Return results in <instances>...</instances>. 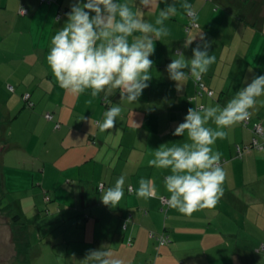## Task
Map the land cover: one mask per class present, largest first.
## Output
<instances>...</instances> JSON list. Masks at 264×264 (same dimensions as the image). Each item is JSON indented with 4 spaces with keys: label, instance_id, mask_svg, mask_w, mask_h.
<instances>
[{
    "label": "crops",
    "instance_id": "crops-1",
    "mask_svg": "<svg viewBox=\"0 0 264 264\" xmlns=\"http://www.w3.org/2000/svg\"><path fill=\"white\" fill-rule=\"evenodd\" d=\"M127 2L149 22L166 7L159 0L150 8L138 0ZM74 3L0 0V67L9 69L0 77V87L22 91V98L13 99L30 108L18 115L29 123L24 134H29L31 151L41 144V153H29L15 140L11 148L18 150L5 151L3 162L14 160L10 171L17 181L14 189L29 190L37 207L45 201V213L39 209L36 214L44 217L37 227L41 242L16 232L15 244L20 246L15 250L24 256L18 262L76 264L103 246L122 264H264L263 139L259 137L261 148L253 146L254 125L264 126V103L250 110L248 124L226 129L227 138L213 146L222 154L220 166L226 171L223 195L214 207L180 213L167 202L164 178L169 170L148 165L161 146L190 143L186 134L173 135L189 108L223 107L254 77L264 75V0H189L197 22L189 30L188 14L177 3V12L166 21L171 35L157 40L150 56L149 87L134 103L122 99L118 89L105 99L104 93L73 94L59 85L46 56L51 37L64 27ZM186 39H194L187 48ZM205 43L216 60L201 78L203 88L191 78L178 87L169 77L168 64L178 52L191 59L192 50ZM258 99L264 101V96ZM114 105L122 107L121 116L112 129L101 131L103 114ZM121 175L124 197L115 207L105 205L103 192ZM2 176L7 183L8 176L4 172ZM141 180L150 181L156 195L138 197ZM100 184L105 186L102 191ZM151 231L168 235L169 243L159 245ZM25 243L36 248L29 258L22 248Z\"/></svg>",
    "mask_w": 264,
    "mask_h": 264
},
{
    "label": "clouds",
    "instance_id": "clouds-1",
    "mask_svg": "<svg viewBox=\"0 0 264 264\" xmlns=\"http://www.w3.org/2000/svg\"><path fill=\"white\" fill-rule=\"evenodd\" d=\"M138 2L145 8L156 4V0ZM159 3L166 7L160 8L154 22H149L134 12L127 0H75L67 13L66 24L51 37L46 56L59 85L73 94L91 90V95L96 97L104 93L105 99L113 89H118L122 99L129 103L137 101L152 78L150 56L155 51V42L171 35L166 21L177 12V3H182L185 12L192 16L189 0H173L172 4H168V0H159ZM194 39H186L184 47H189ZM209 47L205 43L203 48H194L191 59L182 52L175 54L167 72L171 80L178 82V87L188 78L200 81L215 63L216 58L209 54ZM262 96L264 75L254 77L223 107L197 104L188 109L184 122L176 127L173 135L186 134L190 143L172 147L163 145L148 160L150 167L169 170L164 186L171 207L191 215L218 203L223 195L226 171L220 166L222 154L213 146L218 139L227 138L226 129L247 120L250 110L257 103H264L258 99ZM121 113L120 105L108 108L99 123L100 130L112 129ZM124 185L125 176L121 175L103 192V203L117 206L125 195ZM137 195L151 198L156 193L150 181L141 180ZM112 255L111 250L102 246L91 250L76 264H122Z\"/></svg>",
    "mask_w": 264,
    "mask_h": 264
},
{
    "label": "rangeland",
    "instance_id": "rangeland-1",
    "mask_svg": "<svg viewBox=\"0 0 264 264\" xmlns=\"http://www.w3.org/2000/svg\"><path fill=\"white\" fill-rule=\"evenodd\" d=\"M7 72H9L8 68L0 67V77ZM1 84L2 81L0 80V85ZM21 92L22 91H17V93H12L4 87H0L1 109L3 110H0V261L7 264H21L18 261L24 257L22 256V254L21 256H19V253H16L15 250L20 246L19 243V246L15 244V240L17 241V238L15 237L17 231V234H19V232L27 235L30 234V239H32L33 242H41V240L37 238V227L43 222L44 217H40V214H36L40 213L39 209H41L45 213V201L44 204H42L41 206L38 205L37 207L34 205L33 200H30V196H28L29 190H20L19 188L14 189L17 184H14L13 182L17 181L14 177L11 176L13 173L10 172L11 170H14V168L11 167L14 163V160L9 158L7 160L8 163L3 162V153L5 151L9 149H13L12 151L18 150V148H11V144L13 143V141L16 142L15 140L21 142L22 146H24L26 150L29 149V153H41L40 143V145H38L34 151H31L33 149L29 147V134L27 136H25L24 134L25 130H28L27 125L29 126V123L26 119V116H18L19 114L30 112V108H23V104L15 103V99H13L16 96L22 98ZM1 113L3 115V118L7 119V127L5 129V132L2 128L4 119L2 118ZM30 128L32 130L33 126H30ZM37 140V138H34V143H36ZM43 149L44 146H42V151ZM3 172L6 177L8 176L7 183L5 182V179H3ZM19 184H21L22 186L23 180H19L18 185ZM17 214L21 216V221L23 222L24 226L15 224L13 222L12 217ZM29 226L35 227H33V229L30 228V230L27 231L26 227L29 228ZM19 239L22 241L25 240L21 237H19ZM23 245L24 247L22 248H24L26 251L27 244L25 243ZM32 249H34L35 251L36 248H34L33 246L31 247V249L28 248L27 252L29 253L27 258L30 257ZM11 259L13 261H11Z\"/></svg>",
    "mask_w": 264,
    "mask_h": 264
},
{
    "label": "built area",
    "instance_id": "built-area-1",
    "mask_svg": "<svg viewBox=\"0 0 264 264\" xmlns=\"http://www.w3.org/2000/svg\"><path fill=\"white\" fill-rule=\"evenodd\" d=\"M42 1L43 2H52L54 0H42ZM22 11L26 12L25 9H22ZM194 16H195L194 12H192V16L188 15V17L190 18V21H189V24L187 26V29H190L193 26H197V23L193 19ZM196 83L199 86H201V88H203V83L201 82V80L200 81H196ZM9 88H10V90H13V86H10ZM208 93L212 94V91L209 90ZM28 96H29L28 94L25 95L26 98H28ZM47 116L49 118H51V114L48 113ZM249 121H250V116H249V118L247 120L243 121V123L244 124H248ZM253 130H254V133H255V137L253 139V146H255L256 148H261L262 147V143H260L259 137H261L263 139V141H264V126L262 124H260V123H257V124L254 125ZM238 152L239 153L241 152V148L240 147H238ZM104 188H105V186L103 184H100L99 187H98V189L100 191L104 190ZM46 199L49 200L50 198L46 197ZM150 237L155 238L158 241L159 245H165V244L169 243V241H170L169 236L166 235V234H163V233L162 234H156V233L151 231L150 232ZM262 250L264 252V245L262 246ZM149 264H154V263L150 262Z\"/></svg>",
    "mask_w": 264,
    "mask_h": 264
},
{
    "label": "trees",
    "instance_id": "trees-1",
    "mask_svg": "<svg viewBox=\"0 0 264 264\" xmlns=\"http://www.w3.org/2000/svg\"><path fill=\"white\" fill-rule=\"evenodd\" d=\"M193 12V11H192ZM194 14H195V12H194ZM189 18V17H188ZM194 21L196 22V20H195V16H194ZM189 21H190V18H189V20H188V22H187V26H188V24H189ZM197 23V22H196ZM187 30H189V29H187ZM0 110L1 111H3L2 109H1V101H0ZM1 116H2V118H3V115H2V113H1ZM4 119V118H3ZM6 127H7V119H4L3 120V123H2V128L4 129L3 131L5 132V129H6ZM1 208V207H0ZM12 219H13V222L15 223V224H19V225H23V222L21 221V216L19 215V214H17V215H15V216H13L12 217ZM24 226V225H23ZM16 238H17V235H16ZM29 247V245H27V248ZM26 252H27V249H26Z\"/></svg>",
    "mask_w": 264,
    "mask_h": 264
}]
</instances>
